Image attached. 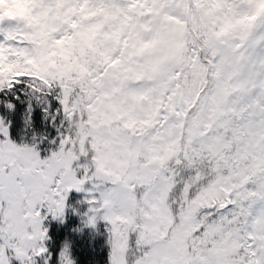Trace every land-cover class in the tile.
I'll use <instances>...</instances> for the list:
<instances>
[{"label": "snow or ice", "instance_id": "6c2138e0", "mask_svg": "<svg viewBox=\"0 0 264 264\" xmlns=\"http://www.w3.org/2000/svg\"><path fill=\"white\" fill-rule=\"evenodd\" d=\"M73 192L108 264H264V0H0V264Z\"/></svg>", "mask_w": 264, "mask_h": 264}, {"label": "trees", "instance_id": "16d2710c", "mask_svg": "<svg viewBox=\"0 0 264 264\" xmlns=\"http://www.w3.org/2000/svg\"><path fill=\"white\" fill-rule=\"evenodd\" d=\"M82 197L81 194L71 193L68 200L69 211L64 222L49 224L50 243L57 253L61 246L67 244L75 264H108L104 228L100 225L97 232L85 228L82 217L73 214V209L83 213L87 207L79 203Z\"/></svg>", "mask_w": 264, "mask_h": 264}, {"label": "rangeland", "instance_id": "374dc122", "mask_svg": "<svg viewBox=\"0 0 264 264\" xmlns=\"http://www.w3.org/2000/svg\"><path fill=\"white\" fill-rule=\"evenodd\" d=\"M29 3H30V0H10L12 15H23L24 12L27 10V6ZM83 199H84V197L81 198V200H83ZM68 211H69V204H68V208L66 209V213H68ZM50 223L61 224L63 222H61L60 220L49 219L45 224V227L48 228V231H49V224ZM101 226L103 227V225H101Z\"/></svg>", "mask_w": 264, "mask_h": 264}, {"label": "clouds", "instance_id": "9594fccd", "mask_svg": "<svg viewBox=\"0 0 264 264\" xmlns=\"http://www.w3.org/2000/svg\"><path fill=\"white\" fill-rule=\"evenodd\" d=\"M4 7H6V8H7V7H9V5H4Z\"/></svg>", "mask_w": 264, "mask_h": 264}]
</instances>
